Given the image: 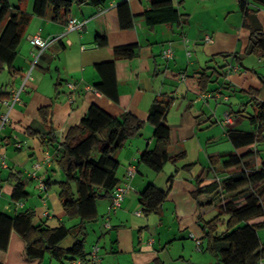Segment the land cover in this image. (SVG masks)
<instances>
[{"label":"crops","instance_id":"0c3cea01","mask_svg":"<svg viewBox=\"0 0 264 264\" xmlns=\"http://www.w3.org/2000/svg\"><path fill=\"white\" fill-rule=\"evenodd\" d=\"M123 1L106 0L99 6L74 2L68 16L59 20L52 18L50 8L43 16L33 14V0L21 3L31 18L13 68L0 70V124L1 116L9 111L0 130V157L7 163L0 167L5 180L0 189V213L13 215L31 209L34 223L49 227L71 223L58 196V182L63 179L55 164L60 154L58 141L96 104L112 116L129 112L145 124L115 153L117 177L120 183L130 185L120 207L109 210L111 197L101 198L96 203L100 221L87 223V237L91 232L95 240L85 252L94 244L99 246L100 258L94 264H218L203 250L205 240L191 193L200 175L203 182L215 173L222 176L218 168L203 172L210 165V156L252 150L256 153L247 159L248 164H264L258 143L237 149L227 135L230 129L252 128L249 118L258 112L257 103L264 101V54H245L249 30L243 25L240 0H172L183 20L154 26L141 17L154 0H127L126 7L119 10ZM244 1L257 10L264 28V5ZM71 17L82 23L80 30L65 29ZM121 19L124 23L131 19L132 25L122 28ZM34 35L59 36L35 63L37 49L28 40ZM206 35L212 38L210 42ZM103 38L105 43H100ZM133 43L137 44L135 56L114 58V47ZM169 45L173 57L163 58L161 51ZM111 61L114 75L109 66L96 68ZM203 71L211 76L201 90L198 80ZM71 80L76 82L72 90L66 85ZM19 89V100L9 109L5 101ZM202 94L210 95L203 99L199 97ZM160 96L172 99L165 116L171 127L168 150L176 143V150L170 153L184 150L186 155L176 163L167 162L156 173L140 156L156 146L154 128L147 118L151 104ZM45 106L50 108L46 119L39 114V108ZM129 169H134L131 178L126 177ZM11 172L20 174L28 192L19 202L11 199L13 184L6 180ZM170 175L174 178L167 198L146 214L140 193L149 184L164 189ZM40 180L45 182V190L39 187ZM105 221L110 228H105ZM249 222H264V216ZM150 239L153 241L148 243ZM5 261L6 253L0 249V264Z\"/></svg>","mask_w":264,"mask_h":264},{"label":"trees","instance_id":"16d2710c","mask_svg":"<svg viewBox=\"0 0 264 264\" xmlns=\"http://www.w3.org/2000/svg\"><path fill=\"white\" fill-rule=\"evenodd\" d=\"M17 0L13 5L9 0H0V70L13 68V62L24 29L31 14L27 13ZM106 0H33V14L43 16L48 8L52 18L59 20L68 16L74 2H88L99 6ZM264 5V0H252ZM126 7V1L119 4V10ZM243 12V25L249 30V42L245 54H264V28L258 18L257 10L240 0ZM183 14L172 0L151 1L141 17L154 26L181 22ZM122 28L132 25L131 19ZM100 43H105L101 39ZM137 44L114 47V58H132ZM109 66L114 75V62L97 64L96 68ZM207 69V68H206ZM205 71L199 75L201 90L210 81ZM114 98L115 95H113ZM172 99L167 96L156 97L148 111L147 122L154 130L156 146L141 153L140 161L152 171L159 173L167 162L176 163L186 155L184 150L170 153L172 144L171 127L165 120ZM258 112L249 118L252 128L249 130L227 131L229 140L235 148H241L264 141V101L258 102ZM50 108H39V114L46 119ZM145 122L129 112L119 117L112 116L96 104L89 106L87 112L76 124L71 126L59 143L60 154L55 164L63 174L58 182L59 200L69 224L49 227L43 223H34V211L26 209L13 215L0 213V249L6 253L4 264H41L45 254L58 264H70L76 257L83 258V264H94L86 257L85 241L87 223L97 217V200L110 196L112 190L120 184L117 177L119 161L115 153L132 136L139 134ZM55 140V137H53ZM57 142V140H55ZM97 151L96 158L93 157ZM256 151L238 154L220 153L209 157L210 165L203 169L219 170L207 182L201 175L196 179V188L191 195L196 201L198 222L203 231L205 245L203 250L211 254L218 264H262L264 243L258 230L264 228V222L250 223L252 219L264 216V164L251 167L247 159ZM190 165H185L188 168ZM174 175L167 178L164 189L149 184L140 193L142 210L148 214L167 198L171 190ZM13 184L11 199L14 202L28 196L24 180L18 172H11L6 179ZM0 168V189L2 182ZM47 184L49 181L46 182ZM205 196L204 198H200ZM216 213L206 219L209 212ZM73 221V222H72Z\"/></svg>","mask_w":264,"mask_h":264},{"label":"built area","instance_id":"2783aa9c","mask_svg":"<svg viewBox=\"0 0 264 264\" xmlns=\"http://www.w3.org/2000/svg\"><path fill=\"white\" fill-rule=\"evenodd\" d=\"M127 1V0H124ZM82 27V23L77 21L74 17L69 18V20L66 23L65 29L66 30H73V29H77L80 30ZM59 36L56 37H50V38H43L39 35H34L32 37H30L29 43L35 47L37 49V52L35 54H33V63H35L37 61V59L39 58V56L41 55V53L53 42L55 41ZM205 40L206 42H210L212 40V38L209 35L205 36ZM183 41L185 43L188 42V39L186 37L183 38ZM173 49L172 47L169 45L166 48H164L161 51V56L163 58H171L173 57ZM189 54V52H188ZM66 85L68 86L69 89H74L76 87V82L74 81H67ZM85 88H90L88 86H85ZM19 93H20V89L19 90H15L12 92L11 97L9 99V101H5V103L8 105L9 109H11L12 105L14 102L19 100ZM210 94H202L199 95V97L205 99L206 97H208ZM226 99V97H224ZM8 114L9 111L5 114H3L1 116V124H0V130L2 128V126L5 124V122L8 120ZM225 120L227 122L230 121L229 119V115H225ZM46 159L49 161L50 160V155L47 154L46 155ZM0 167H7V163L5 158L0 157ZM134 175V169H129L126 173V177L127 178H131ZM39 187L43 190L46 189V184L44 181L40 180L39 181ZM130 185L125 182V183H120L118 184L111 192L110 197H111V202L109 205V210H113L116 209L118 207H120L122 201L124 200V197L126 195L127 190L129 189ZM137 214H140V212H137ZM105 228H110V224L108 221H105L104 223ZM153 241V239H150L148 243H151ZM99 246L97 244H94L90 250L89 253H87L86 257L90 259L91 262L96 263L99 261ZM70 264H83V258L82 257H76L74 260L71 261Z\"/></svg>","mask_w":264,"mask_h":264},{"label":"rangeland","instance_id":"374dc122","mask_svg":"<svg viewBox=\"0 0 264 264\" xmlns=\"http://www.w3.org/2000/svg\"><path fill=\"white\" fill-rule=\"evenodd\" d=\"M10 1H11V3H14V1L16 2V0H10ZM176 148H177V145H176V143H175L173 148H169V152H174V151L176 150ZM258 149H259L260 154L264 155V141L259 142V144H258ZM96 156H97V151L94 150V152H93V157L96 158ZM215 213H216L215 211H213V213H206V214L204 215V217H205L206 219H209V218L212 217ZM99 221H100V217H98V218H96L95 220H93V221H92V224H94V223L96 224V223H98ZM258 233H259L260 238H261L262 240H264V228H260V229L258 230ZM94 240H95V239L93 238V234H92L91 232H89L88 237L86 238V241H85V249L90 248L89 246L91 245L92 241H94ZM208 257H209V256H208ZM41 264H58V263H57L56 260H54V259H53V260L50 259V257L48 256V254H45V257H44V259H43V261H42Z\"/></svg>","mask_w":264,"mask_h":264}]
</instances>
